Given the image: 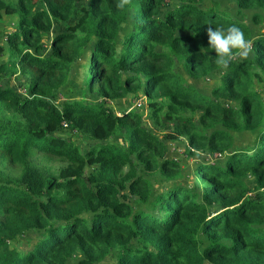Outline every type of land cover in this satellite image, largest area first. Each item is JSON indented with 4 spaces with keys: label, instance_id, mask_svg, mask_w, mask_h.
Masks as SVG:
<instances>
[{
    "label": "trees",
    "instance_id": "1",
    "mask_svg": "<svg viewBox=\"0 0 264 264\" xmlns=\"http://www.w3.org/2000/svg\"><path fill=\"white\" fill-rule=\"evenodd\" d=\"M168 1L0 0V264H264V0ZM230 24L250 51L224 67L207 29ZM74 80L98 101L52 102Z\"/></svg>",
    "mask_w": 264,
    "mask_h": 264
},
{
    "label": "rangeland",
    "instance_id": "2",
    "mask_svg": "<svg viewBox=\"0 0 264 264\" xmlns=\"http://www.w3.org/2000/svg\"><path fill=\"white\" fill-rule=\"evenodd\" d=\"M213 3H218L220 6V9L223 11H229L234 17H236V4L234 2V0H209L207 3V7L210 6V4ZM86 4V0H78V7H82V5ZM168 4H170L171 6L173 5V1L169 0ZM253 12H247L244 20L245 22L251 27V29L255 32L257 30L261 31L262 33H264V26L262 25H256L253 20ZM11 30V25L10 22L8 21H4V23L2 24V27L0 28V44H2L4 42L5 36L7 35V33ZM2 83L3 84H7L10 85L12 87H17L18 91L20 93H24L25 90V86L27 85V80L25 77L22 76H18V77H4L2 78ZM217 81V79H207L205 81H200L198 83V86L200 88L203 89H209L215 82ZM77 80H74L70 83V87L66 86L64 89H62L60 92H58V99L52 100V102L56 103V104H60L64 101H68V100H86V101H92V102H96L98 101V98L95 97V95H82V92H80L79 89V85L77 84ZM26 89V88H25ZM262 91L264 92V88H261ZM127 103L129 105L128 109H135L137 110L139 113L142 114L143 116V122L146 125V127H148L149 129H151L153 132H155L156 134H158L160 137H163L164 133L159 130L157 127H155V125L152 123V119L150 118L151 113H150V108L148 106V102H147V98L144 97V95L140 94V96L137 98L134 97H129L126 100L123 101V104ZM119 105H117V103L114 105V109L115 110H119ZM67 137H70L78 142L83 143V145H85V143L82 141V139H80V137L78 135H76V133H72L70 130L68 131L67 128H64L62 131ZM122 137L118 136L117 138H115V141H119L121 140ZM247 140V137L245 135H238L236 142L237 143H244ZM166 145L168 147L169 153L167 155V157L171 160H176L178 162H182L181 165L184 168L185 172H186V177H188L189 180V176L190 174H192L193 172V166L195 163V157L192 158L191 156H188L186 154V140L185 139H178V140H166ZM48 167L49 169H51L52 171H54L55 173L58 172L61 168H64L67 166L66 162L63 161H52V162H48ZM92 170L91 169H87V172L90 173ZM155 181L159 182L160 178H156ZM249 187H253L252 183L249 182ZM252 190V189H251ZM249 196H252V199L258 200L259 202H262L264 204V189H260V190H252L249 193ZM27 241V239H25V242ZM23 243V242H22ZM20 247H22V249H24L25 247L23 245H20ZM111 261V260H110ZM113 262V261H111ZM110 262V263H111Z\"/></svg>",
    "mask_w": 264,
    "mask_h": 264
},
{
    "label": "clouds",
    "instance_id": "3",
    "mask_svg": "<svg viewBox=\"0 0 264 264\" xmlns=\"http://www.w3.org/2000/svg\"><path fill=\"white\" fill-rule=\"evenodd\" d=\"M207 36L209 48L216 54L212 58L218 65L227 67L231 61L246 57L250 51V42L238 25L208 27Z\"/></svg>",
    "mask_w": 264,
    "mask_h": 264
},
{
    "label": "built area",
    "instance_id": "4",
    "mask_svg": "<svg viewBox=\"0 0 264 264\" xmlns=\"http://www.w3.org/2000/svg\"><path fill=\"white\" fill-rule=\"evenodd\" d=\"M65 127H67L66 125H64Z\"/></svg>",
    "mask_w": 264,
    "mask_h": 264
}]
</instances>
